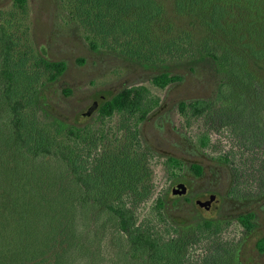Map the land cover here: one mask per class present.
Listing matches in <instances>:
<instances>
[{
    "label": "rangeland",
    "instance_id": "1",
    "mask_svg": "<svg viewBox=\"0 0 264 264\" xmlns=\"http://www.w3.org/2000/svg\"><path fill=\"white\" fill-rule=\"evenodd\" d=\"M158 2L161 14L143 25L135 9L88 0H0L1 86L12 79L15 100L34 121L40 114L29 98L48 88L54 109L82 127L67 141L78 165L109 186L108 197L118 187L115 202L133 210L135 226L158 238L174 264H264L256 248L264 236V56L251 55L264 51V11L261 21L250 20L238 8L224 31L179 8L177 0ZM130 53L158 66H141ZM215 54L232 57L245 72L219 69ZM43 56L68 64L54 83ZM165 65L184 79L156 85L153 76ZM126 87L124 107L102 114L99 107ZM194 100L209 105L201 113L190 105L179 108L181 101ZM94 102L98 108L84 117ZM204 134L210 137L207 147L199 144ZM169 156L181 159L182 167L169 170ZM193 163L202 165L201 175ZM179 183L187 187L184 196L172 193ZM211 195L208 211L196 204ZM248 211L255 214L251 231L237 218ZM204 220L219 224L200 226ZM8 233L16 232L3 234L0 264H21L26 239ZM121 237L113 229L103 234V264H112Z\"/></svg>",
    "mask_w": 264,
    "mask_h": 264
},
{
    "label": "trees",
    "instance_id": "2",
    "mask_svg": "<svg viewBox=\"0 0 264 264\" xmlns=\"http://www.w3.org/2000/svg\"><path fill=\"white\" fill-rule=\"evenodd\" d=\"M16 1L23 5L27 0ZM88 1L99 7L107 4L108 9L115 7L119 11L135 9L143 25L162 12L158 0ZM177 1L179 8L204 15L210 27L224 31L237 11L240 13L239 9L247 11L246 16L250 20L259 21L264 11V0ZM237 32L229 30L234 36ZM251 55L260 59L264 51L255 50ZM129 57L141 66H158L139 55L137 60L132 53ZM212 57L219 69L226 68L232 74L245 72L244 65L240 66L235 61L231 63L232 57L218 58L216 54ZM4 58L7 63L9 55ZM40 60L53 73L50 83L56 82L68 67L64 60H51L44 56ZM183 79L182 75L169 71L167 65L153 76V82L163 88ZM11 80L4 87L0 82V243L9 229L16 233L8 235L26 239L23 240L21 264H103V234L113 229L119 237H123V241L115 242L112 264H174V256L166 251L158 238L135 226L133 210L124 203L115 202L118 187L114 177L111 180L116 189L108 197L109 186L101 184L99 178L90 177L78 165L67 141L78 137L82 127L69 123L54 109L48 101V88L35 90L30 96V103L39 112L40 119L29 120L15 100ZM128 97L129 88L126 87L106 100L99 110L102 114L112 115L124 107ZM188 105L201 113L209 103L204 100L181 101L179 108L184 110ZM146 118L144 115L143 119ZM209 143L208 135L199 138L202 147H207ZM166 165L169 170L175 171L182 167L183 162L169 156ZM192 169L197 175L203 172L202 165L198 163H193ZM254 217L251 211L237 215L241 225L250 231L254 227ZM10 221L14 223L9 224ZM218 224V221L204 220L199 225L212 228ZM256 248L264 253V236L258 239Z\"/></svg>",
    "mask_w": 264,
    "mask_h": 264
},
{
    "label": "water",
    "instance_id": "3",
    "mask_svg": "<svg viewBox=\"0 0 264 264\" xmlns=\"http://www.w3.org/2000/svg\"><path fill=\"white\" fill-rule=\"evenodd\" d=\"M98 108V103L94 102L93 105L89 108L88 113L83 114L84 117H87L92 111ZM172 193L174 196H184L187 193V187L183 183H179L172 188ZM215 201V195H211L208 200H196V204L199 205L204 211H208L213 202Z\"/></svg>",
    "mask_w": 264,
    "mask_h": 264
}]
</instances>
